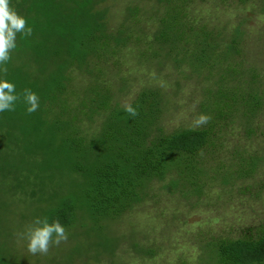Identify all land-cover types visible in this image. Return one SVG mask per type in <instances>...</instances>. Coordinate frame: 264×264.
<instances>
[{
  "label": "trees",
  "instance_id": "trees-1",
  "mask_svg": "<svg viewBox=\"0 0 264 264\" xmlns=\"http://www.w3.org/2000/svg\"><path fill=\"white\" fill-rule=\"evenodd\" d=\"M195 1L128 0L116 11L124 10V15L112 24L107 0H10L32 35L17 34L6 78L17 92H35L40 107L28 114L25 105L17 103L14 111L0 112V176L8 181V192L19 187L25 198L42 205L40 216L59 220L65 228L92 231L106 246L111 237L104 227L145 199L152 181L165 179L161 187L183 195L206 192L207 180L227 181L231 161L219 162L221 168L204 162L219 144L215 124L223 127L237 117L243 133L252 132L250 120L264 105V86L258 88L255 66H246L247 79L241 63L236 64L239 69L229 63L226 76L242 83L225 86L216 79V88L202 95L199 110L211 120L203 127L170 130L160 123L167 104L160 88L137 89L126 103L138 115L128 118L125 103L113 99L99 73L110 56L125 48L136 49L129 57L146 59L147 49L154 47L151 54H157L155 49L164 46L172 61L218 68L219 54L224 60L240 50L235 42L243 19L228 33L206 23L193 25L182 10ZM252 1L264 11V0H212L215 5L236 6ZM261 30L264 34V26ZM261 81L264 85V78ZM119 82L116 93L125 90L126 81ZM232 152L238 158L235 177L250 176L261 160L238 147ZM145 247L134 245L135 251L149 254L152 249ZM205 247L210 262L203 264H264V223L247 226L235 237H211ZM8 260L0 247V264Z\"/></svg>",
  "mask_w": 264,
  "mask_h": 264
},
{
  "label": "rangeland",
  "instance_id": "rangeland-1",
  "mask_svg": "<svg viewBox=\"0 0 264 264\" xmlns=\"http://www.w3.org/2000/svg\"><path fill=\"white\" fill-rule=\"evenodd\" d=\"M125 1L128 2L113 0L110 3L107 0L112 24L124 15V10L116 11ZM182 12L188 23H206L208 27L223 28L227 33L243 19L241 37L235 42L240 50L234 56L224 57V60L219 54L221 61L218 68L213 69L207 68L206 64L188 67L186 62L172 61L170 53L166 54V46L160 49L155 47L157 54H151L154 49L151 47L144 53L146 59L137 56V60L129 57L130 53H136V49L130 51V48H125L123 51L130 52L125 54L121 51L110 56L102 71H99L100 78H104L112 89L113 99L120 103L128 102L141 86L160 88L167 100L160 123L168 130L193 127L195 117L204 114L199 110L198 103L202 95L205 97L209 94L208 89L216 88V79L225 86L242 83L226 76L224 68L229 63L238 69L236 64L241 63L240 69L247 79L246 66H255L259 73L258 88L264 86L261 81L264 78V34L261 30L264 11L259 9L256 1L236 6L231 2L215 5L212 0H196ZM141 23L151 27L149 22L142 20ZM218 43L217 48H220L222 42ZM139 48L146 49V46ZM176 57H180L179 54ZM243 57L247 61L241 62ZM120 78L126 81L125 90L116 93ZM250 121L253 128L249 135L243 133V123L237 117L227 121L223 127L215 124L213 128L219 144L212 147L215 151L212 157H207L204 166L221 168L217 166L219 162L227 164L231 161L228 165L230 177L226 182L207 180L206 192L183 195L179 190L168 191L165 186L161 187L165 179L152 181L150 194L145 199L104 227L111 237L108 239L111 240L110 244L106 246L100 243L103 242L102 238L92 231L85 233L84 228L70 227L65 228L67 242L50 247L46 255H33L20 234L35 217L41 215L42 205L25 198L19 187L11 185L13 191L8 192V181L0 176V247L5 258L9 259V264H194L195 258L196 264L210 262L206 260L205 243L211 237H235L247 226L264 223V105ZM235 147L261 157L258 166L248 177L233 175L238 167V158L236 155L233 157L235 153L232 152ZM134 245L141 249L149 246L152 250L149 254H140L135 251Z\"/></svg>",
  "mask_w": 264,
  "mask_h": 264
},
{
  "label": "clouds",
  "instance_id": "clouds-1",
  "mask_svg": "<svg viewBox=\"0 0 264 264\" xmlns=\"http://www.w3.org/2000/svg\"><path fill=\"white\" fill-rule=\"evenodd\" d=\"M17 34L29 37L32 35V28L25 17L11 6L10 0H0V112L14 111L17 103H23L25 111L32 114L40 107L39 96L28 88L17 92L15 84L6 78L7 64L11 60V53L17 47ZM123 111L128 118L138 115L137 109L131 103H125ZM210 120L209 115L199 114L193 120V127H201ZM20 236L26 241L27 249L33 255H46L50 247L59 246L68 240V233L59 220L49 222L46 216L35 217Z\"/></svg>",
  "mask_w": 264,
  "mask_h": 264
}]
</instances>
